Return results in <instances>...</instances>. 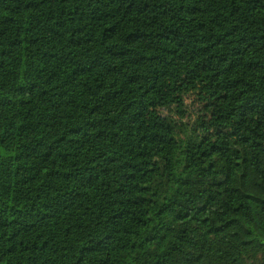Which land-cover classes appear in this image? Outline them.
<instances>
[{
    "label": "trees",
    "instance_id": "16d2710c",
    "mask_svg": "<svg viewBox=\"0 0 264 264\" xmlns=\"http://www.w3.org/2000/svg\"><path fill=\"white\" fill-rule=\"evenodd\" d=\"M0 264H264V0H0Z\"/></svg>",
    "mask_w": 264,
    "mask_h": 264
},
{
    "label": "rangeland",
    "instance_id": "374dc122",
    "mask_svg": "<svg viewBox=\"0 0 264 264\" xmlns=\"http://www.w3.org/2000/svg\"><path fill=\"white\" fill-rule=\"evenodd\" d=\"M202 109V105L193 97L186 96L184 99V117L185 119H189L190 116L194 117ZM173 114L175 117H179L177 111L174 106L171 108V111L164 110V114Z\"/></svg>",
    "mask_w": 264,
    "mask_h": 264
}]
</instances>
